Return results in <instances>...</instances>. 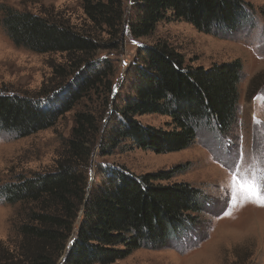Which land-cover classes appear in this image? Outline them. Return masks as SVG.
Wrapping results in <instances>:
<instances>
[{"label": "trees", "instance_id": "1", "mask_svg": "<svg viewBox=\"0 0 264 264\" xmlns=\"http://www.w3.org/2000/svg\"><path fill=\"white\" fill-rule=\"evenodd\" d=\"M132 1L137 13L129 32L135 39L151 36L165 20L191 24L207 34L229 33L248 23L253 11L246 0ZM81 2L95 28H105L111 42L122 40L126 0ZM0 12L1 25L16 46L66 55L65 64L53 67L54 79L62 85L74 76L78 80L53 106L0 90V132L25 138L53 128L112 75L113 69L104 68L80 73L99 50L89 33L60 18L4 6ZM243 69L240 60L209 68L185 66L183 56L166 43L142 46L129 67L134 83L117 112L118 126L100 145L101 154L113 155L126 142L130 149L158 155L178 153L202 130L231 133L239 116ZM258 79L252 80L249 92ZM148 115L168 117L170 122L156 128L138 120ZM98 131L94 115L77 113L54 171L19 177L0 188L3 204L29 206L13 248L0 241V264H58L62 257L61 264H114L142 248H165L210 207L199 188L172 183L179 167L141 176L124 166L110 167L104 170L103 187L90 195L88 170Z\"/></svg>", "mask_w": 264, "mask_h": 264}, {"label": "rangeland", "instance_id": "2", "mask_svg": "<svg viewBox=\"0 0 264 264\" xmlns=\"http://www.w3.org/2000/svg\"><path fill=\"white\" fill-rule=\"evenodd\" d=\"M246 2L253 10L251 19L237 31L207 34L191 24L165 20L157 24L151 36L135 39L130 35L129 22L135 18L137 6L126 0L122 40L111 42L108 31L95 28L87 18L81 0H0V8L60 18L76 30L89 33L99 50L90 67L82 68L80 73L113 69L104 86L83 98L53 128L25 138L0 132V188L19 177L54 171L72 134L76 114H92L98 120L99 134L88 170L90 195L103 187L104 170L110 167L124 166L138 176L179 167L172 183L187 182L199 188L210 203L195 225L187 227L165 248H142L114 264H264V208L253 203L242 207L230 204L234 174L242 181L255 179L264 187V0ZM1 18L0 12V90L40 99L45 106L57 104V98L78 82L75 76L63 85L60 79H54L53 67L65 64L66 55L39 54L16 46L3 29ZM158 42L181 54L185 66L209 68L236 60L243 63L237 123L227 135L202 130L188 149L178 153L158 155L130 149L131 143L126 142L127 146H121L113 155H102L100 145L118 126L117 112L134 83L129 67L137 59L139 48ZM254 78L259 79L249 92ZM60 86L62 90L57 91ZM138 120L156 128L170 122L160 115ZM240 149L243 159L239 158ZM226 159L228 164L222 166ZM1 200L0 197V241L12 249L29 206L6 205ZM228 208L230 216L217 218Z\"/></svg>", "mask_w": 264, "mask_h": 264}, {"label": "snow or ice", "instance_id": "3", "mask_svg": "<svg viewBox=\"0 0 264 264\" xmlns=\"http://www.w3.org/2000/svg\"><path fill=\"white\" fill-rule=\"evenodd\" d=\"M136 43L135 41H133ZM239 158L243 159V150L239 151ZM219 160L220 157H217ZM224 164H228V160L222 161V166ZM238 171V169H236ZM234 183L232 184V191L230 195V204L235 206L237 203L240 206H244L247 203L256 204L258 207L264 208V187L258 184L255 179L250 181H242L235 174L233 175ZM231 211L230 208L225 210L220 217L230 216Z\"/></svg>", "mask_w": 264, "mask_h": 264}]
</instances>
